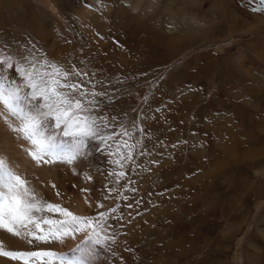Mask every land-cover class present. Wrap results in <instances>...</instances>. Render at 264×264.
<instances>
[{"label": "rangeland", "instance_id": "rangeland-1", "mask_svg": "<svg viewBox=\"0 0 264 264\" xmlns=\"http://www.w3.org/2000/svg\"><path fill=\"white\" fill-rule=\"evenodd\" d=\"M53 1L78 27L73 38L94 49L82 85L105 95L91 115L104 118L105 134L132 133L115 136L134 145L122 169L95 142L97 192L111 203L105 223L117 241L110 264H264V35L244 28L256 16L264 22L258 0ZM0 2L4 22L15 23L19 5ZM222 6L236 24L225 23ZM190 17L201 29L182 30ZM121 170L117 184L109 173Z\"/></svg>", "mask_w": 264, "mask_h": 264}, {"label": "snow or ice", "instance_id": "snow-or-ice-1", "mask_svg": "<svg viewBox=\"0 0 264 264\" xmlns=\"http://www.w3.org/2000/svg\"><path fill=\"white\" fill-rule=\"evenodd\" d=\"M258 3L260 7L254 11H264V0H258ZM4 66L22 73L26 85L32 90L33 100L41 102L34 108H25L18 87L12 82L0 83V119L17 138L26 142L27 146L22 147L38 167L66 164L73 166L76 174L75 165L87 155L85 149L88 141L104 143L109 148L108 154L116 157L111 163L118 168L122 169L123 162L131 160L134 145L128 144L126 140L123 144L116 142L115 136L131 137L132 133L123 129L121 133L105 134L103 129L108 125L104 118L91 115L93 108L98 105L95 97L105 93L88 91L81 83L69 81L70 75L86 77V72L66 70L46 60L21 67L13 64L10 56L0 57V67ZM86 96L92 99H85ZM49 121L54 122L55 128L61 130L62 135L75 137L76 142L67 148L58 143L56 135L47 130ZM137 131L143 132V129L137 128ZM109 140L114 141V146L107 144ZM97 147L99 149V144ZM122 147L128 149L126 156L121 152ZM17 167L9 157L0 154V233L26 241L29 248L8 249L0 236V258L18 264H97V250L104 248L111 239L107 234L101 235L107 229V214L100 212L95 216L84 217L59 203L47 200L40 195L32 181L17 171ZM109 175L115 176V183L119 184L126 173L121 170ZM87 179L91 180V177ZM49 184L59 198L61 194L57 185L51 181ZM41 185L44 186L43 182ZM111 193L112 189H109L105 199ZM85 202L88 203L87 198ZM97 207L103 208L104 205L98 202ZM81 234H84L85 239L70 252L57 253L52 249L33 247L34 242L62 243L66 238L75 240Z\"/></svg>", "mask_w": 264, "mask_h": 264}, {"label": "bare ground", "instance_id": "bare-ground-1", "mask_svg": "<svg viewBox=\"0 0 264 264\" xmlns=\"http://www.w3.org/2000/svg\"><path fill=\"white\" fill-rule=\"evenodd\" d=\"M67 2L70 6H73L74 4L73 0H67ZM9 4L10 6L19 5L18 12H20V15L17 17L15 23L8 26L4 22L3 12L0 11V36H4L5 41L7 42L6 44L4 41V43H0V45H5V47L8 48L7 53H5L3 56H1L2 52L0 51V57L10 56L12 58L13 64H19L21 67H27L29 63H36L37 61L46 60L51 63H55L66 70L75 69L79 72H86L89 74L92 73L91 63L85 68H83L82 63L84 60L91 62L94 49L92 46L86 47L84 43L82 46L75 38H73L74 33L79 30L78 27H75L74 25L72 27L68 18L66 20L64 19L53 0H10ZM3 5L4 3L0 2V6ZM222 11L225 13L226 24H236V20H233L229 17L231 15L228 13L225 7L222 9ZM184 19L189 20L192 26L191 28L182 27V30H194V27L201 29L203 25L196 21L193 17ZM82 20L84 23L89 22V18L87 16H83ZM255 20L257 24H255V22H246V26H244L245 30L256 29L259 33H263L264 35V32L261 30L264 23L262 22V18L256 16ZM31 24L34 27L35 36H37L35 39L42 43V48L36 51L35 48H32L27 42L26 34L23 31V27L26 28ZM89 30L91 31V29ZM93 35L94 33L87 36V39L90 40ZM260 35L262 38L263 35ZM10 38H12V40L14 39V42H11ZM14 46L16 47L17 51L15 56L16 59L11 55V48ZM84 79H86V77L84 78L75 75L69 76V81L72 83L82 84ZM6 81L14 83L15 86L20 89L21 96L23 98L22 106L25 108H34L37 103H41L39 100H33L31 95L32 90L26 85L22 73H19L17 70L10 69L6 66L0 67V83ZM85 99H92V97L87 96ZM106 99H108V97ZM119 123L120 122H118V124ZM47 130L50 133L55 134L57 137V142L65 148L71 147L76 142L75 137L71 135H62L61 130H57L55 128L53 121L48 122ZM122 130L123 129H120L119 133H121ZM22 146L26 147V142L17 138L16 134L11 132L4 124L3 120L0 119V154H4L5 156L9 157L11 161L18 166L17 171L21 175H25L29 181L33 182L34 186L42 197L50 200L53 203H59L62 206L68 208L73 213L84 217L94 216L100 212L106 213L108 211L109 205H111V203L108 205L106 204L107 201H104L105 205L103 208L97 207V203H101V195L99 192H97L98 185H100L98 181L99 178H96V173L99 170L97 164V160L99 158L96 155L95 142H87V147L85 149L87 155L82 159V161H78L75 165L76 174H74L73 166L66 164H56L50 166L45 165L38 167L28 157L24 151V147ZM88 176L91 177V180L87 179ZM37 177L39 178L38 180L36 179ZM50 181L57 185V188L61 194L59 198L56 196L55 190L50 186ZM41 182H43V187ZM73 185H75V187H73ZM81 189H88L89 191L82 192ZM118 192L113 196L112 202L117 200V196L120 194ZM85 198H87L88 203L85 202ZM136 224L139 225L140 222H136ZM105 234H107L111 239L104 246V248L97 250L99 253L97 264H110V255L113 249L116 250L117 248V241H114L112 238V229L107 227L106 232L101 233V235ZM139 235L141 234L139 233ZM0 236L3 237L5 246L8 249L27 250L29 248L28 244L24 240L12 237L9 234L0 233ZM83 239H85V236L84 234H81L78 235L75 240L66 238L62 243L57 241L50 243L34 242L33 247L38 249H52L57 253H65L70 252L77 244L81 243ZM134 241L137 243L140 240L137 238ZM125 242V236L121 235L118 239V247L121 250L119 254L123 260H125L124 255L126 256V252L123 251L125 249V245L123 243ZM118 263H121V261ZM0 264H18V262L11 261L6 258H0Z\"/></svg>", "mask_w": 264, "mask_h": 264}, {"label": "crops", "instance_id": "crops-1", "mask_svg": "<svg viewBox=\"0 0 264 264\" xmlns=\"http://www.w3.org/2000/svg\"><path fill=\"white\" fill-rule=\"evenodd\" d=\"M147 261H151L150 259H148Z\"/></svg>", "mask_w": 264, "mask_h": 264}]
</instances>
